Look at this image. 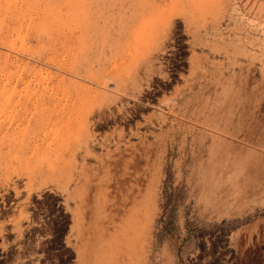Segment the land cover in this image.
<instances>
[{"label":"rangeland","instance_id":"374dc122","mask_svg":"<svg viewBox=\"0 0 264 264\" xmlns=\"http://www.w3.org/2000/svg\"><path fill=\"white\" fill-rule=\"evenodd\" d=\"M0 264H264V0H0Z\"/></svg>","mask_w":264,"mask_h":264},{"label":"bare ground","instance_id":"6f19581e","mask_svg":"<svg viewBox=\"0 0 264 264\" xmlns=\"http://www.w3.org/2000/svg\"><path fill=\"white\" fill-rule=\"evenodd\" d=\"M116 74V73H115ZM125 98V97H124ZM128 101V100H127ZM30 115V114H29ZM112 172V171H111ZM113 173V172H112ZM134 196V195H133ZM117 206V205H116Z\"/></svg>","mask_w":264,"mask_h":264}]
</instances>
